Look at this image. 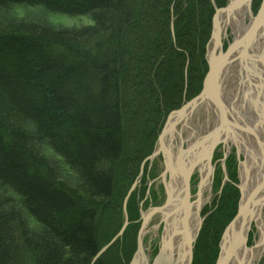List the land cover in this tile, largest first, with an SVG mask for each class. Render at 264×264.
<instances>
[{"label":"trees","instance_id":"1","mask_svg":"<svg viewBox=\"0 0 264 264\" xmlns=\"http://www.w3.org/2000/svg\"><path fill=\"white\" fill-rule=\"evenodd\" d=\"M226 3L0 0V264H128L135 193L92 259L166 115L199 93ZM238 198L225 186L192 264H214Z\"/></svg>","mask_w":264,"mask_h":264},{"label":"bare ground","instance_id":"2","mask_svg":"<svg viewBox=\"0 0 264 264\" xmlns=\"http://www.w3.org/2000/svg\"><path fill=\"white\" fill-rule=\"evenodd\" d=\"M232 2L233 8L218 17V27L222 37L229 29L233 42L241 38L239 48L229 55L220 70L212 95L188 106L183 113L171 116L163 133L160 149L165 153L166 173L169 171L171 179H164L168 204L156 212L158 221L163 223V231L161 252L154 264H188L190 242L200 225V209L207 200L204 192H208L210 187L213 139L223 142L226 150H229L228 143L231 142L238 152L244 154L245 160L240 163L244 197L264 181V17L256 21L250 9L251 0ZM216 94L218 101L215 103L211 99ZM177 123L182 125L181 130H177L186 133V150L178 144L172 145ZM203 126L207 132L214 131L201 142L206 134L201 130ZM196 167L200 173L199 188L190 201L184 175L189 168L193 170ZM248 208L247 223L249 220L254 223L257 237L253 245L245 243L235 248L227 264H260L262 261L264 264V186L252 196ZM147 214L143 215L147 217ZM244 229L243 240L246 227ZM143 258L138 257L136 264H147Z\"/></svg>","mask_w":264,"mask_h":264},{"label":"rangeland","instance_id":"3","mask_svg":"<svg viewBox=\"0 0 264 264\" xmlns=\"http://www.w3.org/2000/svg\"><path fill=\"white\" fill-rule=\"evenodd\" d=\"M261 1L262 0H251L250 9H251L252 15H254V16L256 15V12L259 9ZM227 2H228V0H227ZM246 20H247V22L249 21L248 18ZM83 21H86V20L83 19ZM221 42H222L221 49L224 52L227 49V47L229 46V44H231L233 42V38H232V35H231V32L229 29L227 30V34L222 37ZM207 45H208V43H207ZM206 52H207V49H206ZM205 58H206V54H205ZM190 99L191 98L183 99L181 105H179L178 107H176L175 109H173L171 111L179 109L182 105H184ZM170 112H168V114ZM167 115H166V117L162 123L161 128L163 127V125L167 119ZM195 118H196V116L193 117V119H195ZM181 127H182V125L177 123L176 129L174 131H176L177 129L181 130ZM203 128H201L202 132L207 133L206 127L203 126ZM160 130L161 129H159V131H158V134H157L156 140L154 142L152 151L144 159H142V161L139 165L138 173L132 182V184L135 183V185H134L130 195L132 193L136 194L135 198L132 200V204L134 205L135 212L138 213L137 217H136L137 219L135 220V222H138L139 225L141 223L140 210L143 213H145L151 207H156V206L162 205L163 202L165 201V198H166L165 185L163 182H161V180L159 178L161 173L164 170L165 158L163 156V153L159 151L158 154H156V156H154L151 160L149 159V156H151V154L157 148V145H158L157 144V141H158L157 138H158V135L160 133ZM178 130H177V133H180ZM177 133L175 134V138L171 140L173 142L172 145H177V144L180 145L181 144L182 148L185 149L184 147L187 144L185 142L186 135L184 132H182L181 135H179ZM180 137H182V139H183V141L181 143H180ZM228 144H229V150H226L223 142H218L215 145V147L211 153L210 163L212 166V174H211V179H210V187H209L208 192L207 191L204 192V196L207 198V200L203 203V205L200 209V212H199V217L201 219V222H200L199 228L196 232V236L191 243L192 248H191L190 264L193 263L194 252H195V243L197 240V236L199 235V232L201 230V227H202L205 219L207 218V216L209 214H211L214 211V209L216 208L218 201L221 198V194H222L225 186H227L228 184H232L235 187H237L241 182V180H240V161L245 160V158L243 156V153H241V152L237 153L236 152L237 147L234 144H232L231 142H229ZM173 151L174 152L177 151L176 147H174ZM166 175L167 176H165V180L168 181V178H169L168 172L166 173ZM199 181H200V173L196 167L192 170L190 180H189V194H190L189 200L190 201H192L195 198V195L198 192ZM131 185H130V187H131ZM238 191H239V189H238ZM130 195L128 196L125 204H124V200H123L124 205H122L123 221H124V210H125L128 224L130 222L129 221V214H128V209L130 207V204L128 205V203H129L128 200H129ZM239 198H240V192H239ZM239 198H238V200H239ZM158 218H159V216L156 213L150 217L149 221L147 222L146 232H145L144 237H143V254H144V257L146 258L147 264H152L154 258L157 256L159 249H160L161 236H162V231H163V223L159 222ZM155 225H156L155 229H152L153 226H155ZM255 237H257V231H256V227H255L254 223L252 222L250 224V229L247 232L246 244L248 246L253 245V243L255 241ZM134 251H135V249H134ZM132 256H133V254H132ZM130 260H129V262H130ZM129 262H128V264H129ZM260 264H263V261Z\"/></svg>","mask_w":264,"mask_h":264},{"label":"water","instance_id":"4","mask_svg":"<svg viewBox=\"0 0 264 264\" xmlns=\"http://www.w3.org/2000/svg\"><path fill=\"white\" fill-rule=\"evenodd\" d=\"M233 6H234V2H232V0H228V2L223 7L215 8L214 14L212 16L211 36H210V39L208 41L207 52H206L207 71H206V74H205L203 82H202V87H201V89L197 95H195L193 98H191L188 102H186L184 105H182L179 109L171 111L167 115V119H166L163 127L161 128L160 133H159L158 138H157L158 139L157 148L151 154V156H149L150 160L154 156H156V154H158L159 151L163 153V156L165 158V153L163 150L160 149V147L162 145L163 133H164L166 127L168 126V121L171 118V116H173V115L175 116L177 114L183 113L188 106H194L197 103V101H200L201 99L206 98V97L207 98L210 97L209 95H212L211 91H212V87L215 83L216 77L219 75V72L222 69V67L224 66L227 58L235 49L239 48V46L241 44V40H242L241 38L239 40L234 41L231 44H229V46L227 47V49L224 52L221 49V47H222V42H221L222 36H221V31L219 30V27H218V17L222 14L227 13L231 8H233ZM262 17H264V0H262L260 3L259 9L255 15V19L258 22L262 19ZM209 45H211L210 50H209ZM247 50H248V47H247ZM211 100L214 102L215 101L217 102L218 101L217 94ZM223 113H224L223 116H225L226 114L224 111H223ZM169 128L172 129V126L170 125ZM212 131H214V129L209 130L205 134V136H203V138L200 141L203 142L205 140V138L211 136ZM212 137L214 138V136H212ZM217 143H218V141L216 139H213V142L211 143L212 144L211 153H212V150ZM166 169H167V167H166V164L164 162V170L161 173V177H162V180L164 182L165 189H166L165 201L160 206L149 208V210L147 211V213H148L147 217L145 215H143L144 213L140 210L141 223L139 225L137 235H136V248H135V251L133 253V256L131 257L129 264H136L138 257L139 258L144 257V254H143V237H144V234L146 232L147 222L150 219L149 217H151L156 212L160 211L163 207H165L168 204L167 202L169 200L167 197V184H165V181H164ZM191 173H192V168H189V170H187V172H185V175H184V185L187 188L186 189L187 190V193H186L187 197L190 196V194H189V180H190ZM168 175H169L168 181H170L171 174L169 173V171H168ZM134 185H135V183L132 184L130 189L128 190V192L124 198V204H125L128 196L132 192ZM263 186H264V181L261 184H259L256 188H254L250 192V195H248L246 197H244V193H243L244 185L241 184V182H240V184L237 186V188L239 189V192H240V198L238 200L236 213L234 214L232 219L227 223V225L223 229V232H222L220 239H219V242H218V254H217V257L215 259L214 264H227L230 257L235 252V248H238L241 244L245 245V243L247 241V232L250 229V223H251V220H249L247 223V218L249 217V216L247 217V215H248L247 212L249 210L248 206L251 203L252 196L255 194V192L257 190H259ZM127 224H128V221H127L126 213L124 210V221L122 223L120 230L106 245H104L100 250H98V252L95 254V256L92 259V263L113 242H115V240L117 238H119L121 236V234L123 233ZM244 227H246V231H245V237L243 240L242 232H243ZM195 236H196V234H195ZM195 236H194V238H195ZM191 243L192 242H190V248H189V254H190L189 256L190 257H189L188 264H190V260H191V248H192ZM160 249H159L157 256L154 258L152 264H154L156 259L159 257L160 252H161Z\"/></svg>","mask_w":264,"mask_h":264},{"label":"flooded vegetation","instance_id":"5","mask_svg":"<svg viewBox=\"0 0 264 264\" xmlns=\"http://www.w3.org/2000/svg\"><path fill=\"white\" fill-rule=\"evenodd\" d=\"M242 131H243V129H242ZM245 131V130H244ZM181 132V131H180ZM184 133H185V131H183ZM175 133H177V130L175 131ZM177 134H179V135H181L182 134V132L181 133H177ZM185 135H186V133H185ZM183 141V139H182V137H180V143ZM185 142L187 143L186 144V146L184 147L185 149H183L182 148V146H181V144L179 145V146H181L180 148L181 149H183V150H186L187 149V147H188V140L187 139H185ZM185 144V143H184ZM236 152L238 153V150H236ZM243 156H244V154H243ZM244 158H245V156H244ZM244 161V160H243ZM242 161H240V163H241ZM167 176V175H166ZM169 176V175H168ZM160 180H161V182H163V180H162V177H161V175H160ZM164 183V182H163Z\"/></svg>","mask_w":264,"mask_h":264}]
</instances>
